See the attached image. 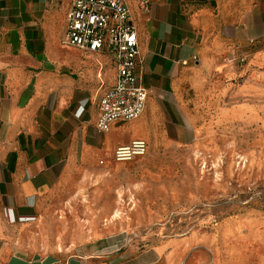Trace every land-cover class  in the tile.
<instances>
[{"label": "crops", "instance_id": "obj_1", "mask_svg": "<svg viewBox=\"0 0 264 264\" xmlns=\"http://www.w3.org/2000/svg\"><path fill=\"white\" fill-rule=\"evenodd\" d=\"M150 1L146 13L126 0L139 37L136 71L155 99L148 95L137 118L101 132L98 102L116 69L106 50L63 43L72 0H0V264L98 261V248L88 246L100 235L97 217L70 222L58 214L126 163L113 159L115 148L154 129L158 97L169 96L190 62L212 64L264 39V0ZM117 129L128 136L111 140ZM108 156L112 161L99 168ZM197 240L188 234L141 249L124 244L115 264H242L213 259Z\"/></svg>", "mask_w": 264, "mask_h": 264}, {"label": "rangeland", "instance_id": "obj_2", "mask_svg": "<svg viewBox=\"0 0 264 264\" xmlns=\"http://www.w3.org/2000/svg\"><path fill=\"white\" fill-rule=\"evenodd\" d=\"M112 75L109 71L107 79ZM158 101L160 118L141 136L148 143L146 154L90 184L73 209L58 217L70 222L97 217L100 235L88 245L98 248L100 259L93 264L122 261L124 244L141 249L188 234L206 243L213 259L261 264L264 39L212 64L190 62L169 96ZM126 136L127 130L117 129L110 137ZM102 160L99 168L111 156ZM117 209L122 219L115 220Z\"/></svg>", "mask_w": 264, "mask_h": 264}, {"label": "built area", "instance_id": "obj_3", "mask_svg": "<svg viewBox=\"0 0 264 264\" xmlns=\"http://www.w3.org/2000/svg\"><path fill=\"white\" fill-rule=\"evenodd\" d=\"M144 12L150 11V0H136ZM63 43L86 52L106 50L116 69L113 85L103 90L98 107L97 127L111 129L117 121L137 118L145 108L149 90L137 73L139 37L126 0H72L67 14ZM144 139L118 145L113 153L116 162H129L146 154Z\"/></svg>", "mask_w": 264, "mask_h": 264}, {"label": "bare ground", "instance_id": "obj_4", "mask_svg": "<svg viewBox=\"0 0 264 264\" xmlns=\"http://www.w3.org/2000/svg\"><path fill=\"white\" fill-rule=\"evenodd\" d=\"M146 108V107H145ZM145 108H144V110H145ZM118 191V190H117ZM121 193V192H120ZM125 195V194H124ZM123 196V195H122ZM72 198V197H71ZM67 202V201H66ZM73 204V203H72ZM69 206V205H68ZM61 212V211H60ZM59 213V212H58ZM114 216H115V220H117V219H122L123 217H124V213L121 211V210H119V209H117L116 210V212H115V214H114ZM111 219V218H110ZM124 220V219H123ZM41 247V246H40ZM73 247V246H72ZM43 249V248H42ZM69 249V248H68Z\"/></svg>", "mask_w": 264, "mask_h": 264}]
</instances>
